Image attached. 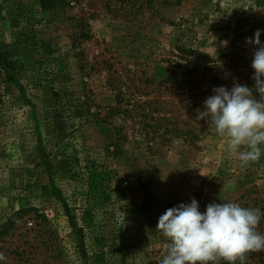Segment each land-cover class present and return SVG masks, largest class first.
Here are the masks:
<instances>
[{"label":"rangeland","instance_id":"obj_1","mask_svg":"<svg viewBox=\"0 0 264 264\" xmlns=\"http://www.w3.org/2000/svg\"><path fill=\"white\" fill-rule=\"evenodd\" d=\"M107 1L0 0V46L19 61V85L0 67V264H158L169 208L264 212V154L242 164L180 78L208 98L217 75H254L264 0Z\"/></svg>","mask_w":264,"mask_h":264},{"label":"clouds","instance_id":"obj_2","mask_svg":"<svg viewBox=\"0 0 264 264\" xmlns=\"http://www.w3.org/2000/svg\"><path fill=\"white\" fill-rule=\"evenodd\" d=\"M264 30H257L247 43L257 46L251 67L254 89L236 82L213 89L204 101L197 119H206L209 128L226 140L230 153L242 164L259 160L264 154ZM255 93H258V96ZM264 217L259 208L236 202L210 203L201 212L199 202L180 203L167 209L158 219L156 232L163 240L164 252L158 264H216L223 258L235 264L249 251L264 250V234L257 229ZM5 257L0 254V261Z\"/></svg>","mask_w":264,"mask_h":264},{"label":"trees","instance_id":"obj_3","mask_svg":"<svg viewBox=\"0 0 264 264\" xmlns=\"http://www.w3.org/2000/svg\"><path fill=\"white\" fill-rule=\"evenodd\" d=\"M41 7L44 9L48 8V9H53V8H56L58 7L59 5H65L67 3L70 4V1L72 0H38ZM130 0H108L107 1V7L108 8H112V4H117L118 2H120L122 5H124L126 2H128ZM146 1V0H145ZM127 5H131V4H128ZM126 6V5H124ZM135 4L133 5V8L135 9V12H138L141 8L140 7H134ZM78 40H86L89 38V33L87 31H81L80 33L77 34V37H76ZM18 59H16V57L14 56V54L12 52H10L8 49H6L5 47H1L0 46V67L1 69L4 71L5 75H6V78L8 81L10 82H13V83H16L17 85H19L18 81H17V76H16V70H17V67H18ZM191 70H187L182 76H180V78L183 80L182 84L184 85L185 82H187V89H184L183 92L181 93L182 96L184 95H187V97L190 98L189 100V105H193V106H199L201 108L200 111L204 110V101L207 99L206 98V95H208L207 93H209L208 91H205V92H197V91H193L194 90V85H196L197 83H194L192 81V77H191ZM186 76H189L187 81L186 80ZM252 76L253 75H237V80L239 83L241 84H244V85H247L249 87H252L254 89V86H255V81L252 79ZM225 79H227V75H217L215 78H213L215 84H216V87H220L222 85V82L225 81ZM233 86L231 87H227L229 90L232 88ZM214 92L213 90H211L210 92V96L213 95ZM258 96V93H255ZM183 101L186 102V99L183 98L182 99ZM197 101V102H196ZM198 116V113L196 115V117ZM203 120H206V119H202ZM191 145L192 147L195 146L194 144V141H195V138L191 137V138H187V140ZM112 145L114 146V153L116 155H119L122 153L123 149H122V145H119L116 144L115 142L112 143Z\"/></svg>","mask_w":264,"mask_h":264}]
</instances>
